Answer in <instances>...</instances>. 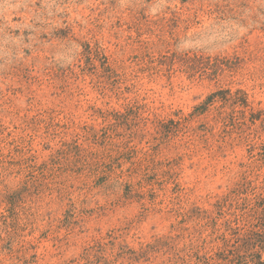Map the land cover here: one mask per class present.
I'll return each instance as SVG.
<instances>
[{"label": "rangeland", "instance_id": "rangeland-1", "mask_svg": "<svg viewBox=\"0 0 264 264\" xmlns=\"http://www.w3.org/2000/svg\"><path fill=\"white\" fill-rule=\"evenodd\" d=\"M261 186L264 0H0V264H246Z\"/></svg>", "mask_w": 264, "mask_h": 264}, {"label": "trees", "instance_id": "trees-1", "mask_svg": "<svg viewBox=\"0 0 264 264\" xmlns=\"http://www.w3.org/2000/svg\"><path fill=\"white\" fill-rule=\"evenodd\" d=\"M220 103V108L228 107L230 112H235L237 107H248L246 94L240 90L232 93L229 89L219 90L207 97L200 106L201 110L204 104ZM244 112V111H241ZM240 198L241 202L238 208H241V214L235 216L234 226L228 225V229L233 234L235 244L230 252L233 256L230 261H234L241 254H247L246 264H263L260 256V245L264 243V186L254 188L251 192Z\"/></svg>", "mask_w": 264, "mask_h": 264}]
</instances>
